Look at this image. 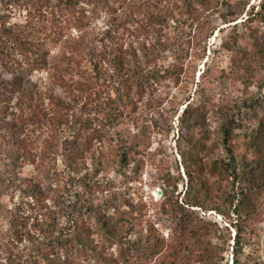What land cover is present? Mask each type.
Returning a JSON list of instances; mask_svg holds the SVG:
<instances>
[{
  "label": "rangeland",
  "instance_id": "1",
  "mask_svg": "<svg viewBox=\"0 0 264 264\" xmlns=\"http://www.w3.org/2000/svg\"><path fill=\"white\" fill-rule=\"evenodd\" d=\"M18 3L38 106L17 125L4 108L0 264H233L238 236L241 264H264V0ZM85 34L81 72L57 74ZM60 231L89 247L65 254Z\"/></svg>",
  "mask_w": 264,
  "mask_h": 264
},
{
  "label": "trees",
  "instance_id": "2",
  "mask_svg": "<svg viewBox=\"0 0 264 264\" xmlns=\"http://www.w3.org/2000/svg\"><path fill=\"white\" fill-rule=\"evenodd\" d=\"M20 0H0V60H1V71H0V126L8 124V117H3V114L5 113L4 108H17L18 114H14V117L17 119L14 125H17V123H22L23 116H24V108L25 106L28 107V109L37 108L38 104H35L33 102V98L35 96V90L34 88L37 87L36 85H33L32 80L28 77V74H30V71L33 70V66L38 65L37 59L28 62L27 66L22 64L21 62L28 60V54L23 53L24 42L21 39V29L20 27L11 22V6L12 5H21L18 3ZM23 6L25 8L30 7V4H35L38 6L39 10H45L47 11L48 4L50 0H23ZM65 2H70L71 0H63ZM197 3L204 4V0H196ZM47 3V4H46ZM255 15V14H254ZM29 41V40H28ZM70 44L66 45L67 49L70 51L69 56H66V52L62 54H58L57 57V70L56 72L59 75L65 76L67 73H71L73 76L72 78L76 77L81 71V62L83 61V56L79 57L78 51H80L81 48L89 46L88 42V36L87 34L82 35L79 39H71ZM81 43V44H80ZM80 44V45H78ZM31 45V43H30ZM97 51L94 50L91 52L92 56H97ZM33 53H36L33 52ZM17 54L21 55L20 60L16 57ZM45 57L41 59L39 67L46 66L49 64V57H47V52L45 53ZM25 56V58H24ZM75 56V57H74ZM130 63V60L128 61ZM143 63H139L137 68H139V72L143 71L146 68V66H142ZM147 65V64H146ZM5 71V72H3ZM149 71V70H148ZM5 73V74H4ZM132 74L131 76H127L130 78L134 77ZM140 75V73H139ZM140 77V76H139ZM137 78V76H136ZM128 78H125L123 81L120 82V84H124L125 86H128L129 83ZM34 87L32 90L29 88ZM18 99V100H14ZM189 107V104H187L186 108L183 110V112H187ZM116 118H114V121ZM113 126V125H112ZM111 126V127H112ZM23 127V126H22ZM110 127V128H111ZM24 128V127H23ZM107 133H110L109 130ZM222 139L224 144L227 143V138L231 135V130L224 127L221 130ZM264 134V132H263ZM23 140H17L13 145L20 147L23 146L25 143ZM1 146H3V143L0 142ZM189 144L191 145L192 149L198 150V151H204L205 146H207L206 138L193 140L191 139L189 141ZM79 146V145H78ZM77 146V147H78ZM76 147V148H77ZM118 154L123 158V161H126L127 154H128V144L126 140H123V144L119 145L118 148ZM27 155V154H26ZM23 154L20 152L18 153L16 160L20 159ZM29 156V154H28ZM30 157L35 160V155H30ZM24 158V157H22ZM215 162L213 165H210L214 167V169L217 168ZM209 166V167H210ZM170 185V184H168ZM192 206L198 205L199 202L192 201ZM189 203V202H188ZM187 203V204H188ZM202 206V205H201ZM204 209H210L208 206H204ZM217 209V208H216ZM77 223L79 224V220H77ZM73 226V222L68 226L69 229H71ZM66 227V228H68ZM102 229L106 231V233H110L112 230L116 229L114 226H112V223L105 222L102 226ZM79 230V229H78ZM72 231L65 232L60 231L58 234H56V237L52 240L53 246H57L58 249L65 248L66 253H69V251L75 247H89L88 245V239L86 236L83 235V233H72ZM56 233V232H55ZM241 244L240 236L236 238L235 247H234V259L233 264H241L238 255V245ZM164 246V242L161 243V247ZM73 253V252H72ZM68 255V254H67ZM168 255L163 256V261L161 264H171L170 262L165 263V258H167Z\"/></svg>",
  "mask_w": 264,
  "mask_h": 264
}]
</instances>
